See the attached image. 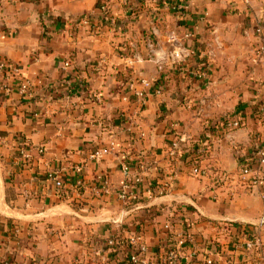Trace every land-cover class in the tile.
<instances>
[{
	"label": "crops",
	"instance_id": "0c3cea01",
	"mask_svg": "<svg viewBox=\"0 0 264 264\" xmlns=\"http://www.w3.org/2000/svg\"><path fill=\"white\" fill-rule=\"evenodd\" d=\"M98 2L0 0V61L18 69L7 80L0 74V264H124L132 247L103 246L96 256L89 242L126 240L140 231L151 256L162 244L172 212L187 218L198 235L213 236L225 223L248 227L264 251V166L254 167L255 184L237 180L240 163L264 146V121L256 120L258 106L264 105V68L255 60L257 46H264V0H113L115 24L92 37L76 23L83 17L101 20ZM174 2L187 8L183 16L166 7ZM189 47L193 57L173 61L175 51ZM71 74L83 86L68 92L61 83ZM123 77L138 88L143 80L165 85L160 95L147 93L136 133L123 124L125 111H138L122 100ZM20 80L33 85L30 95L19 93ZM232 117L242 126L230 138L222 128L206 134L210 146L204 164L227 174L222 187L184 169L165 196L148 198V189L171 169L172 123L180 124L183 150L203 129ZM113 136L114 154L88 160ZM23 141L43 154L31 167L17 168L16 150ZM147 157L157 164L143 179L139 204H124L116 196L94 203L89 191L98 177L107 175L120 186L121 165L134 166ZM77 165L88 187L83 193L75 186ZM60 169L65 200L46 178L47 171ZM229 249L214 255V264H257L252 254ZM190 262L184 253L182 264Z\"/></svg>",
	"mask_w": 264,
	"mask_h": 264
},
{
	"label": "built area",
	"instance_id": "2783aa9c",
	"mask_svg": "<svg viewBox=\"0 0 264 264\" xmlns=\"http://www.w3.org/2000/svg\"><path fill=\"white\" fill-rule=\"evenodd\" d=\"M13 1V0H10ZM101 2L100 7L97 9L102 15L101 20H93L90 17H83L78 20L76 25L78 27H86L88 32L92 37H97L100 35L104 25L113 26L115 24V18L110 14V6L113 0H99ZM126 2V0H122ZM166 7L170 9L173 13L178 16H183L186 13L187 8L178 2L171 4H166ZM153 12H157L154 10ZM258 35L261 34L259 28L256 29ZM187 37H190L189 35ZM148 44H151V39H149ZM195 50L191 47L180 48L175 51L172 55L173 61L181 62L187 61L189 58L193 57ZM256 64L264 68V46L259 44L255 51ZM104 64V59H101L99 67ZM64 67H69V62L64 63ZM183 72L182 67L179 69ZM201 76H205L207 72H203ZM0 74L3 76L4 80L11 77H15L18 74L17 68H11L5 61H0ZM63 87L68 90L72 89V82L69 78L62 81ZM77 85L83 86L82 81H77ZM33 85L28 80H20L18 85V91L21 95H30L32 92ZM165 85L159 81H148L143 80L140 82V88L137 87L136 81L133 79H127L125 81V89L122 95V100L126 104H135L136 110L132 113L125 111V116L123 119L124 128L130 133H136L138 131V114L145 107L147 103V93L152 91L156 95H160L164 92ZM35 118H40L39 113H34ZM256 120L258 124H262L264 121V105H259L256 111ZM241 121L237 118H229L224 120L220 125H214L213 131L217 128H222L223 134L230 138L232 133L241 128ZM180 124L174 122L170 125V134L173 136L170 141L168 148V159L170 162L171 169L165 173V179L162 183H154L148 191V198L163 197L165 196L171 188L174 186L176 180V173H182L183 170L180 168V160L184 157L187 151H183L181 148V140L178 136V129ZM216 133V131H215ZM138 137L143 139L145 134L143 132L138 133ZM116 138L113 136L105 149L95 150L90 153L88 160L97 161L103 157L104 154H114L116 152ZM204 145L198 149V153L204 152ZM30 147H32L27 141H23L22 145L19 147V152L17 156V162L15 166L21 167L22 162L30 158ZM39 153L42 154V149H38ZM254 161L257 167L264 166V146H259L252 159L246 162H242L239 165L237 172V180L243 184H255L256 182V171L254 170L251 162ZM199 168L191 167L186 170V173L190 177H195L200 180L209 181L214 187H222L228 176L217 166L213 164H204ZM156 160L151 157H147L140 160L134 166L128 163H123L121 165V172L123 175V183L120 186H115L110 177L107 175H102L97 178V180L91 185L90 192L94 199L99 204H106L112 197L116 196L120 202L124 204H139L143 198L142 182L147 173L152 169L156 168ZM73 172L77 180L75 181L76 187L83 186V181L80 176L83 171L82 165L74 166ZM162 169H158L161 171ZM60 170H50L46 172V178L48 181L52 182L56 188V195L63 196L65 194V187L62 181ZM165 172V171H163ZM212 197H215L214 195ZM169 216V220L164 224L163 239L162 244L158 250L152 251L153 254L150 256V248L146 242L144 234L140 231L134 235L125 239L120 238H108L103 243L98 240L90 241L93 253L99 255L100 249L102 247H123L128 245L132 247L134 252L128 254L124 264H182V258L184 253H188V257L191 262L189 264H197L196 258H200L201 243L209 244L206 247V254L202 257L199 264H214L213 256L223 253V249L220 246V240L214 238H202L200 237V242L198 240L197 234L193 231V225L191 222H186L180 218L179 214L172 212ZM212 224V223H210ZM233 223H225L220 225L215 229L218 234H224L228 238V242L233 246V249L239 251L243 254H252L256 259L257 264H264V251L262 245L255 234L250 232V228L242 227L241 230H236L232 225ZM213 226V225H212ZM87 264H106L104 260L100 263H87Z\"/></svg>",
	"mask_w": 264,
	"mask_h": 264
},
{
	"label": "trees",
	"instance_id": "16d2710c",
	"mask_svg": "<svg viewBox=\"0 0 264 264\" xmlns=\"http://www.w3.org/2000/svg\"><path fill=\"white\" fill-rule=\"evenodd\" d=\"M100 5H101V2L99 1L98 5H97V9L100 7ZM72 77H73V74H71L69 76H66L65 78H63V80L66 79V78H69L70 80H72L71 79ZM74 80L75 79L72 80V82H73L72 88L77 86L76 80L75 81ZM126 80H127L126 77L125 78L123 77L122 80H121V85L123 87V90L125 89V81ZM61 87H63V83H61ZM212 130H213V128H211L209 126L207 128H205V129H203V131L199 135H197V137H194L193 139H191L187 143L186 147L183 148V150L187 151V153L180 160V162H181L180 163L181 164L180 168L182 170L183 169H188V168H191V167L199 168L202 165L203 160L208 158L207 155H208V148L210 146V144H209L210 142L208 141L206 134L209 133V131H212ZM201 144H205L204 147H203L204 148V152L203 153H198V149L201 147ZM169 145H170V143H169ZM19 147L16 150V153H17L16 156H18ZM42 154L39 153L38 149L30 147V158L24 160L22 162L21 166L23 168L31 167L32 164H33V161H38L40 158H42ZM251 165L253 166V168L257 167V165H256V163L254 161L251 162ZM155 184H156V182H155ZM78 188H79L78 191L83 193V191L86 190V188H88V187L81 186V187H78ZM89 194H90L91 199L94 200V203H96L97 206H99L98 202L94 199V197H93V195L91 194L90 191H89ZM58 197L60 198V200H65L64 196H58ZM78 204H79L78 202L73 201V203H72L73 208L74 209H79L80 205H78ZM93 209H94V207L90 206V207H88L87 210H89V211L91 210L92 211ZM182 220L184 221V223L187 222V218H185V217ZM204 222L214 223V222L210 221L209 219H205ZM232 225L235 227V229L237 231L241 230V228L243 227L242 225H239V224H236V223H233ZM196 236L198 237V240L200 242V237L198 236V234ZM206 247L210 248V245L207 244V243H205V244L201 243L200 259L202 257H204V255L206 254V251H205ZM194 262L199 264L200 260H199V262H197V261H194Z\"/></svg>",
	"mask_w": 264,
	"mask_h": 264
},
{
	"label": "rangeland",
	"instance_id": "374dc122",
	"mask_svg": "<svg viewBox=\"0 0 264 264\" xmlns=\"http://www.w3.org/2000/svg\"><path fill=\"white\" fill-rule=\"evenodd\" d=\"M182 147V146H181ZM162 213V212H161ZM163 214V213H162ZM166 216V215H165ZM164 218V217H162ZM199 237H206V238H216V239H219L220 240V246L226 250V251H229V247H230V243L228 242V238L223 234H218L217 233H214L213 236H210L209 234H206L205 236L202 234V235H198Z\"/></svg>",
	"mask_w": 264,
	"mask_h": 264
}]
</instances>
